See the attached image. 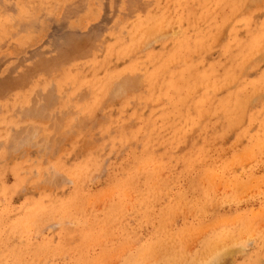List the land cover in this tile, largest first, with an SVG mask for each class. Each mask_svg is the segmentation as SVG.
Returning a JSON list of instances; mask_svg holds the SVG:
<instances>
[{
    "label": "rangeland",
    "instance_id": "obj_1",
    "mask_svg": "<svg viewBox=\"0 0 264 264\" xmlns=\"http://www.w3.org/2000/svg\"><path fill=\"white\" fill-rule=\"evenodd\" d=\"M72 263L264 264V0H0V264Z\"/></svg>",
    "mask_w": 264,
    "mask_h": 264
},
{
    "label": "bare ground",
    "instance_id": "obj_2",
    "mask_svg": "<svg viewBox=\"0 0 264 264\" xmlns=\"http://www.w3.org/2000/svg\"><path fill=\"white\" fill-rule=\"evenodd\" d=\"M9 3V2H8ZM148 6V5H147ZM150 6V5H149ZM150 9V8H149ZM138 12V11H137ZM167 19V18H166ZM143 25V24H142ZM154 26V25H153ZM140 28V27H139ZM145 28H147V27H145ZM141 29V28H140ZM150 29H152V27L150 28ZM142 30V29H141ZM151 31V30H150ZM137 33V32H136ZM136 33H135V35H136ZM142 33V32H141ZM140 33V34H141ZM148 33H149V31H148ZM147 34V33H146ZM146 34H144V35H146ZM149 35V34H148ZM165 35V34H164ZM133 36V38H134V35H131V37ZM137 36V35H136ZM140 36V38H141V35H139ZM136 38V37H135ZM142 40V39H141ZM149 40V39H148ZM143 41V40H142ZM141 41V42H142ZM136 44H138L137 42H136ZM133 45L134 44H132V47H133ZM131 47V46H130ZM138 47V46H137ZM132 49V48H131ZM134 50V49H133ZM127 59V58H126ZM147 64V63H146ZM81 66V65H80ZM89 71V70H88ZM132 81H133V79H132ZM130 82V81H129ZM134 82V81H133ZM134 84H136V82L134 83ZM123 85H126V84H123ZM118 87H120V85L118 86ZM187 89V88H186ZM204 89V88H203ZM113 90V89H112ZM123 95V94H122ZM168 101V100H167ZM69 115V114H68ZM164 119V118H163ZM263 127V126H262ZM119 128V127H118ZM6 131V130H5ZM60 137V136H59ZM183 140V139H182ZM33 141V140H32ZM104 144V143H103ZM262 149V148H261ZM111 152V151H110ZM261 152V151H260ZM145 161V160H144ZM148 162V161H147ZM258 164V163H257ZM235 167V166H234ZM91 168V167H90ZM68 171V170H67ZM224 171V170H223ZM228 171V170H227ZM80 172V171H79ZM231 172V171H230ZM56 173V172H55ZM85 173H87V172H85ZM89 173V172H88ZM156 173V172H155ZM70 177V176H69ZM132 178H133V176H132ZM73 180V179H72ZM239 181V180H238ZM158 183V182H157ZM124 188H126V187H124ZM164 188V187H163ZM112 190V189H111ZM222 190V189H221ZM139 191V190H138ZM155 191V190H154ZM133 192V191H132ZM212 193V192H211ZM256 193V192H255ZM263 194V193H262ZM161 195V194H160ZM226 195V194H225ZM218 196V195H217ZM230 196V195H229ZM81 198V197H80ZM110 200V199H109ZM133 201V200H132ZM217 201V200H216ZM130 203V202H129ZM231 203V202H230ZM74 204V203H73ZM225 204V203H224ZM132 205V204H131ZM99 208V207H98ZM126 208V207H125ZM73 209V208H72ZM97 209V208H96ZM132 209V208H131ZM50 210V209H49ZM74 210V209H73ZM135 210V209H134ZM212 210V209H211ZM65 211V210H64ZM77 211V210H76ZM173 211V210H172ZM59 213H60V211H58ZM126 212V211H125ZM245 212V211H244ZM62 213V212H61ZM127 213V212H126ZM190 213V212H189ZM186 215V214H185ZM262 215V214H261ZM43 216V215H42ZM257 217V216H256ZM106 218V217H105ZM112 218V217H111ZM110 218V219H111ZM62 220V219H61ZM105 220V219H104ZM52 221V220H51ZM97 221V220H96ZM30 222V221H29ZM35 222V221H34ZM111 223V222H110ZM199 223V222H198ZM107 224V223H106ZM117 224V223H116ZM164 224H166V223H164ZM29 225V224H28ZM31 225V224H30ZM98 225V224H97ZM115 225V224H114ZM226 225V224H225ZM229 225V224H228ZM105 226V225H104ZM28 227V226H27ZM213 230H214V228H213ZM22 231V230H21ZM216 233V232H215ZM211 235V234H210ZM251 235V234H250ZM84 238V237H83ZM249 238V237H248ZM89 239H91V238H89ZM253 239V238H252ZM82 240V239H81ZM232 240V239H231ZM102 241V240H101ZM240 242V241H239ZM96 243V242H95ZM220 243V242H219ZM221 244H222V242H221ZM221 244L218 246L219 248L218 249H220V246H221ZM53 245V244H52ZM81 245V244H80ZM89 245V244H88ZM87 246V245H86ZM222 247H223V245H222ZM59 248V247H58ZM74 248H76V247H74ZM212 248V247H211ZM151 249V248H150ZM224 249V248H223ZM53 250V249H52ZM104 251V250H103ZM121 251V250H120ZM52 252V251H51ZM50 252V253H51ZM224 252H226V251H224ZM26 253V252H25ZM33 253V252H32ZM48 254V253H47ZM58 254V253H57ZM211 254V253H210ZM12 255V254H11ZM27 255V254H26ZM43 255V254H42ZM38 256V255H37ZM129 256V255H128ZM4 257V256H3ZM44 257V256H43ZM136 260V259H135ZM19 261V260H18ZM73 264V263H72Z\"/></svg>",
    "mask_w": 264,
    "mask_h": 264
}]
</instances>
